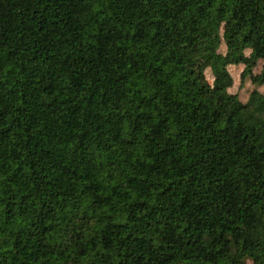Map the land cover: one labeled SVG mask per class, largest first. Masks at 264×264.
Returning a JSON list of instances; mask_svg holds the SVG:
<instances>
[{
	"label": "trees",
	"instance_id": "trees-1",
	"mask_svg": "<svg viewBox=\"0 0 264 264\" xmlns=\"http://www.w3.org/2000/svg\"><path fill=\"white\" fill-rule=\"evenodd\" d=\"M263 85L264 0H0V264H264Z\"/></svg>",
	"mask_w": 264,
	"mask_h": 264
},
{
	"label": "rangeland",
	"instance_id": "rangeland-1",
	"mask_svg": "<svg viewBox=\"0 0 264 264\" xmlns=\"http://www.w3.org/2000/svg\"><path fill=\"white\" fill-rule=\"evenodd\" d=\"M216 45L217 44L215 41H210L208 47L210 50H212L213 48L216 47ZM220 50L222 51L226 50V47L224 44L220 46ZM218 67L220 68L223 67L220 64V61L218 62ZM242 68H243L242 64L238 66L231 65L229 67V70L232 73L233 78H234V85L230 87L229 89H227L226 91H224V98H227L230 93L238 92L243 101L247 100L249 93L251 92L254 86L250 83L249 79H246L244 83L242 82L241 80ZM261 68H262V61H260L259 65L257 66L256 72H260ZM207 77L210 81H212V74L210 71L207 72ZM260 90L264 93V85L260 86ZM218 103H219L218 101L211 102L212 105H216Z\"/></svg>",
	"mask_w": 264,
	"mask_h": 264
}]
</instances>
